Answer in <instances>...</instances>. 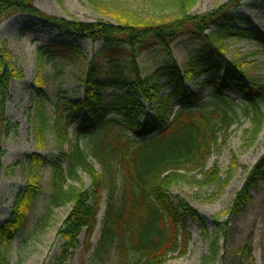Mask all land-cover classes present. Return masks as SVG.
I'll return each mask as SVG.
<instances>
[{
	"label": "trees",
	"instance_id": "1",
	"mask_svg": "<svg viewBox=\"0 0 264 264\" xmlns=\"http://www.w3.org/2000/svg\"><path fill=\"white\" fill-rule=\"evenodd\" d=\"M88 1L94 3L95 0ZM195 1L174 0L180 5L174 19L112 26L49 18L33 7V0H0V24L13 15L27 14L43 20L44 27L63 31L77 41H103L108 46L86 64L82 98H59L53 109L52 128L59 145L68 143V129L78 125L74 130L75 143L70 145L63 160L53 163L49 196L50 209L72 205L63 230L59 231L67 250L77 246L83 231L86 251L91 247L90 240L105 195L94 256L99 261L113 258L115 264H164L169 256L183 250L188 238L187 222L196 223L201 219L185 201H173L170 189L175 182L183 180L180 173H204L214 146L227 139L230 129L241 126L242 120L250 122L254 138L264 126V77L252 78L227 57L222 46L236 39L255 42L264 48V36L255 30L240 28V18L234 12L244 0H231L208 14L190 16L187 11ZM242 24L248 26L246 22ZM184 36L201 44L198 54L184 68L173 60L171 65L144 77L136 64L139 56L159 48L173 59L171 47ZM118 44L124 48H118ZM47 46L77 55V51L65 43ZM121 58L129 60L133 80L113 76L114 70H119L117 63ZM103 59L108 60L105 64L109 65L111 74H107L112 77H103L106 70ZM203 77L206 79L200 83V89L204 92L209 87L213 94L207 103L191 108L204 93L187 90L186 83ZM21 78V70L0 42V169L2 142L13 130L5 117L9 86L11 81ZM159 80L165 83L160 84ZM106 88H113L122 95L105 103L99 91ZM227 93L239 96L243 102L240 109L228 100ZM39 94L36 101L39 114L34 122L36 136L44 119L40 102L43 96ZM147 109L149 113H145ZM86 138L91 139L89 144L80 145ZM27 160L26 187L16 198L11 218L0 226V264H8L10 245L25 227L40 192L36 181L44 160L39 155ZM62 161L65 171L61 169ZM92 162L99 165L100 172L94 169ZM263 170L264 155L236 194L229 214L239 215L250 203ZM83 175L91 182L90 193L73 186L81 183ZM204 176L208 182L220 183L214 170L205 172Z\"/></svg>",
	"mask_w": 264,
	"mask_h": 264
},
{
	"label": "rangeland",
	"instance_id": "2",
	"mask_svg": "<svg viewBox=\"0 0 264 264\" xmlns=\"http://www.w3.org/2000/svg\"><path fill=\"white\" fill-rule=\"evenodd\" d=\"M229 1L196 0L187 14H208ZM32 5L49 18L112 26L133 21L170 20L176 18L180 9L174 0H95L94 3L88 0H33ZM234 14L239 16L242 30H255L264 36V0H244ZM245 22L248 26L242 24ZM43 24V20L27 14L13 15L0 24V42L22 72L21 79L11 81L5 106V117L13 130L2 142L0 226L11 218L16 198L26 187L27 159L39 155L44 160L36 181L40 192L27 216L25 227L10 245L8 264H115L113 258L110 261H99L94 256L100 238L105 195L102 196L98 223L88 251L84 231L73 250H67L59 236L72 205L50 209L49 204L53 163L63 160L70 145L75 143L74 130L78 126L68 129V143L59 145L52 128L54 105L59 98H82L86 64L108 46L103 41H77L63 31L44 27ZM22 32L24 36H21ZM50 43H65L74 48L77 55L71 56L58 48L48 47ZM222 46L227 57L242 66L252 78L258 80L264 77V48L255 42L236 39L228 40ZM117 47L124 48L121 44ZM200 49L199 42L184 36L171 47L173 59L159 48H152L142 53L136 64L143 76L148 77L157 69L171 65L173 60L184 68ZM102 61L104 64L108 62L107 59ZM117 65L119 70L112 73L116 79H134L128 59H119ZM105 67L103 77H112L109 65L105 64ZM204 79L206 77L186 83L187 90L194 93L201 90L199 93H204L201 100L193 103L191 108L207 103L213 94L209 87L204 92L200 89ZM38 81L43 85H37ZM158 82L165 83L164 80ZM39 92L43 96L40 102L44 119L36 136L34 122L39 114L36 103L37 98H40ZM99 95L103 102L110 103L122 93L106 88L100 90ZM227 98L240 109L243 102L238 95L227 93ZM177 110H174V114ZM149 112L148 109L145 111ZM241 122V126L235 125L230 129L227 139L214 146L207 159L204 173L216 171L221 187L208 182L204 173L198 172L180 173L184 176L183 180L175 182L171 187L173 201H185L201 219L196 223L191 220L187 222L188 238L183 250L169 256L164 264H264V170L256 189L251 193L250 203L239 215L228 212L248 174L264 155V126L254 138L250 132V122ZM89 140L86 138L80 141V145L87 146ZM92 164L100 172L99 165L95 162ZM61 169L66 170L63 161ZM73 186L83 192H91V182L85 175L81 176V183ZM130 258L133 259V256Z\"/></svg>",
	"mask_w": 264,
	"mask_h": 264
}]
</instances>
